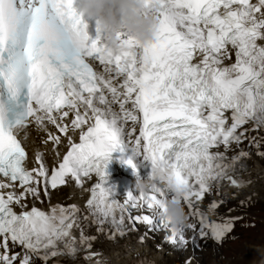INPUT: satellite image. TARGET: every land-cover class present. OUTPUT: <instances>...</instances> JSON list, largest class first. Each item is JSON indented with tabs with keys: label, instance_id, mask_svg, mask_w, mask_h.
I'll use <instances>...</instances> for the list:
<instances>
[{
	"label": "snow or ice",
	"instance_id": "snow-or-ice-1",
	"mask_svg": "<svg viewBox=\"0 0 264 264\" xmlns=\"http://www.w3.org/2000/svg\"><path fill=\"white\" fill-rule=\"evenodd\" d=\"M75 4L0 0V264L74 258L95 239L81 220L98 232L108 225L111 239L141 223L166 228L153 211L166 198L162 184L182 186L183 202L199 217L198 235L221 242L240 218L206 222L191 199L202 200L225 178L238 186L230 173L246 154L229 159L212 150L240 144L250 123L264 130V0H145L158 17L154 40L140 45L128 37L117 49L102 43L97 27L89 34ZM128 121L140 125L134 140L126 139ZM29 122H47L67 139L51 169L39 155L37 166L26 167L19 134ZM113 153L135 175L137 161L147 162L152 188L128 191L121 202L106 171ZM93 176L83 218L75 205L27 207V197L50 196L66 178L82 187ZM218 207L214 201L209 211ZM165 240L189 242L184 230H170Z\"/></svg>",
	"mask_w": 264,
	"mask_h": 264
},
{
	"label": "bare ground",
	"instance_id": "bare-ground-1",
	"mask_svg": "<svg viewBox=\"0 0 264 264\" xmlns=\"http://www.w3.org/2000/svg\"><path fill=\"white\" fill-rule=\"evenodd\" d=\"M228 62L229 61H226V63ZM250 128L251 126L248 127V129ZM50 136L53 137V139H50ZM19 137L23 140V143L28 150V166L32 168L37 166L36 160L39 155L49 169H51L53 164L58 163L59 159L62 158L63 154L67 151L65 140L63 138H60L59 144L55 142L52 128L47 122H45L43 127L31 122V125L28 128L20 132ZM241 152H245L246 154L242 159L248 165L246 180L249 185L242 190L236 191L238 197L237 201L242 200L248 205H253L255 209L264 210V197H262L264 195V160H260L258 157L254 156V152L249 147L248 143L234 145L226 154L234 155ZM90 184L91 181L89 182L86 180L82 187H63L52 192L50 196H40L39 199L48 200L50 204L58 203L65 206L75 205L80 209V212L88 215L86 201L89 199L87 190ZM215 198L226 199L225 196L221 195L219 192L210 196L205 203L211 204V200ZM39 199H34V203L39 204ZM132 213L139 214L141 213V210H132ZM147 214L153 215V213ZM259 215L264 216V212L260 211ZM263 221L260 223L261 229L264 228V225L262 224ZM96 229L97 226L94 224L93 227L89 225H86L85 227V232L88 235L96 237L95 250H93L96 254V259L90 261L89 264H97V262H99V264H132V262L134 263V258H137L136 255L140 256L143 252L147 253L152 264H178L182 261L186 264H203V256L210 257L211 264H213L212 260L215 261L214 264L216 263V250L209 249L203 254L192 245L193 242L191 244L175 246L165 240V237L170 235V233L153 231L149 226L143 223L141 225H136V230L133 231L130 236L117 243H112V241L108 240L109 235H107V229H105L104 232H98ZM250 232L251 231L248 233ZM261 234L256 238V243H259V239L264 237V234ZM184 236L186 240H192L190 236L186 235L185 230ZM141 237H143V240H141ZM254 237L252 239H254ZM234 246L236 247V245H233V247ZM251 250H248V254L250 253V255L252 254L251 257H254V251ZM223 251L225 252L226 250ZM257 254L255 255V260L251 261L250 264H264V249L260 251L258 250ZM219 255H217V257ZM245 257L246 256H244V258ZM223 260H226V258ZM222 262L223 261L221 260L219 264H222ZM70 264L81 263L72 262ZM224 264L235 263L227 261Z\"/></svg>",
	"mask_w": 264,
	"mask_h": 264
},
{
	"label": "clouds",
	"instance_id": "clouds-1",
	"mask_svg": "<svg viewBox=\"0 0 264 264\" xmlns=\"http://www.w3.org/2000/svg\"><path fill=\"white\" fill-rule=\"evenodd\" d=\"M77 10L84 18L95 21L102 43L111 49H117L122 39L131 37L140 45L155 38L158 17L145 5V0H76ZM134 189L147 192L152 188V180L135 175ZM166 198L161 201L159 211L154 209L158 219L165 227L177 233L188 225L183 197L185 189L173 184L160 185Z\"/></svg>",
	"mask_w": 264,
	"mask_h": 264
},
{
	"label": "rangeland",
	"instance_id": "rangeland-1",
	"mask_svg": "<svg viewBox=\"0 0 264 264\" xmlns=\"http://www.w3.org/2000/svg\"><path fill=\"white\" fill-rule=\"evenodd\" d=\"M262 197H264V195ZM263 212H264V210H263ZM252 216H254V218L256 219V221L258 223V227H255L254 229L248 230V232L251 231L250 233H248L246 231V233H247V235L249 237V240H247L244 243V245L242 244V245H239V246H236V247H231L230 249H226L225 252L224 251L217 252L215 254V256H216L215 257L216 258L215 259L216 260L215 264H219V262L221 260L223 261L222 264L226 263L227 261L228 262L229 261L234 262L235 264H250L251 261L255 260V257H256L255 255L258 253V250L260 251V250L264 249V246H263L264 237L259 239V243L258 242L256 243V238L260 236L261 232H262L261 235L264 234V228L261 229V226H260V223H261V221H263V217L264 216L255 215V213ZM262 224L264 225V221H263ZM259 226H260V228H259ZM260 230H261V232H260ZM253 237H254V239H252ZM250 245H252V246H250ZM249 249L250 250L252 249L251 251H254V257H251L252 254L251 255H250V253L248 254V250ZM173 252H175V251H173ZM217 255H219V256L217 257ZM244 256H246V257L244 258ZM224 258H226V260H223ZM210 259H211L210 257L203 256V258H202L203 264H211ZM217 259H219V260H217ZM214 262L215 261L212 260L213 264H214ZM178 264H186V263H183V261H182V262H180Z\"/></svg>",
	"mask_w": 264,
	"mask_h": 264
}]
</instances>
